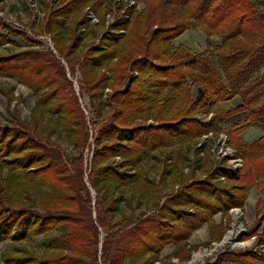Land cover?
<instances>
[{
	"label": "trees",
	"instance_id": "obj_1",
	"mask_svg": "<svg viewBox=\"0 0 264 264\" xmlns=\"http://www.w3.org/2000/svg\"><path fill=\"white\" fill-rule=\"evenodd\" d=\"M132 1H44L31 33L49 36L52 50L0 18L1 31L35 47L0 53V76L36 98L28 120L13 109L0 124V242H11L0 264H184L223 238L229 210L242 211L251 188L264 189V16L254 12L264 0ZM193 28L206 37L204 52L173 44ZM212 37L221 39L216 65ZM236 97V108L194 118ZM224 118L234 120L225 132L233 155L217 163L202 139L218 137ZM253 125L262 135L247 144L239 135ZM230 159L241 160L235 174ZM255 207L264 222V202ZM204 226L209 241L191 245ZM37 236L41 254L28 245ZM253 236L264 240V226L241 239ZM210 264L264 258L226 251Z\"/></svg>",
	"mask_w": 264,
	"mask_h": 264
},
{
	"label": "rangeland",
	"instance_id": "obj_2",
	"mask_svg": "<svg viewBox=\"0 0 264 264\" xmlns=\"http://www.w3.org/2000/svg\"><path fill=\"white\" fill-rule=\"evenodd\" d=\"M44 1L46 2L47 0H3L2 2H0V18H2L8 24H11L17 30L19 29L28 32L31 37H34L35 39L41 41L44 44L45 48H50L52 50V42L50 41L49 36L47 35L34 36L31 33V29L35 25V22L37 21L38 17H41L43 15ZM112 1L122 2L127 5L133 4L132 0H112ZM24 4H27L29 6L30 8L29 12L25 10ZM141 8L142 5L139 4L137 6V9L140 10ZM254 12L257 15L264 16V7H259L258 5L254 4ZM92 17L90 18L91 21L95 22L94 21L95 19ZM0 32L5 33L1 30ZM7 38L9 40V43L0 46L1 54H15V53L25 52L31 49H35V47L30 45V43L23 40L19 36L8 33ZM211 41H212V48L209 50L208 56L211 59V61L216 65L217 62L216 53H217V49L220 47L221 39L219 37H212ZM173 44L175 46L181 44L191 49L195 53H201L206 50V37L201 31L197 30L196 28H193L192 30L185 32L179 38L175 39L173 41ZM68 76L73 82L74 91L78 93L80 75L77 72H75L73 75L68 74ZM109 92L110 90L105 91V93H109ZM11 95H13L14 100L9 102ZM239 104H240V99L236 97L235 99L229 102H223L218 104L212 109V112L208 113L207 115L202 113H197L194 115L195 116L194 118L203 122L210 121L213 119L214 114L226 113L227 111L236 108ZM35 107H36V98L32 95L30 90L25 88L23 85L19 84L15 79L0 76V124L1 125L9 124L10 121L9 112H11L13 109H16L18 111V114L22 119L28 120L31 110H34ZM90 115L92 117V112H90ZM233 121L234 120L232 119L224 118L223 123L220 124L221 133L220 135H218V137H213L211 133H209L207 136L203 137L202 139L204 141V140H208L207 138H209V144L212 146L213 157H215L217 163H219L220 154L221 155H223L224 153L233 154V151L228 149L229 147L226 148L227 137L225 135V132L231 128V123ZM153 124L156 125V123H154L152 119L147 121V125H153ZM241 124L245 125L247 123L242 121ZM261 135H262L261 126L253 125L245 129L239 135V137L243 142L247 144H251L254 143ZM63 136H64L63 133L59 129L57 130L56 135H54L56 140L59 143H61L65 155L67 157H70L72 154V150L70 147H67L63 142L62 140ZM223 137H225V139H223ZM88 146H89V150L88 151L86 150L85 152L91 158L92 155L91 151L93 150L94 147L91 142V139L89 140ZM228 164H231V162ZM156 171H157L156 169H153L151 175L156 174ZM262 182H264V180H262ZM249 192L251 194L250 193L248 194V198L246 200L244 209L242 211L241 210L239 211L242 213L240 219H237L235 217L233 218L231 216V222L228 224V230L232 229L234 224H238L237 228L235 229L237 230L236 232L238 235H234L232 238L240 237V235H242L245 232V230L252 229L258 224L260 226H264V222L259 221L262 214L258 215L257 209L255 207L257 200H261L262 202H264V189H258L256 187H253L250 189ZM92 195L94 196V192H92ZM214 218L216 222L225 220V216H221V214L216 215ZM261 230L262 229L259 228L258 233H260ZM189 240L191 245L208 242L209 241L208 227L207 226L202 227L200 230L195 232ZM10 245L11 242L8 240L0 242V255L5 250L9 249ZM28 245L38 254H41L43 251L41 236H37L29 239ZM224 246L222 247L230 248L232 247V244L231 242H229L226 243ZM209 249L210 248H206V247L198 248L196 251L192 252L190 259L184 262V264H202L203 262L209 261V259L212 258V254L207 255V253H209ZM171 251H172V246H169L165 249L163 254L165 255L167 253H170ZM172 263L177 264V260L173 259Z\"/></svg>",
	"mask_w": 264,
	"mask_h": 264
},
{
	"label": "built area",
	"instance_id": "obj_3",
	"mask_svg": "<svg viewBox=\"0 0 264 264\" xmlns=\"http://www.w3.org/2000/svg\"><path fill=\"white\" fill-rule=\"evenodd\" d=\"M91 17L92 16H89V18H91ZM52 49H53V47H52ZM106 91H108V90H106ZM223 139H225V137H223ZM226 148H228L227 145H226ZM229 150H231V149H229ZM232 155L233 154H231V153H229V154L224 153L223 155L220 154L219 157H221V156H230L231 157ZM230 162H231V164H229V167L235 174L236 171L238 170V168L241 167V165H242L241 160L240 159H230L228 161V163H230ZM239 211H240V209H238V208H233V209L229 210L230 218L232 216L233 218L235 217L237 219H240V216L242 215V213ZM237 226H238V224H234L232 229L226 231L227 235L225 233V235L223 236V238L219 242H213V243H211V245L209 247H207V248H210L209 253H207V255L212 254V258H210L209 261H207V262H203L202 264H210L216 259V257L219 254L226 252V251L231 252V251H235V250L236 251H251L254 254H256L257 256L264 258V240H262L259 244H255V240H256L255 236H253L249 239H244V240L241 239L242 235H244L247 232V230H245V232L242 235H240V237L232 238L234 235H238L236 232L237 230H235L237 228ZM230 231H234V233L231 236H228V233ZM227 236H228V238H226ZM229 242H231L232 247L224 248V247H226L224 245L226 243H229ZM222 246H224V247H222Z\"/></svg>",
	"mask_w": 264,
	"mask_h": 264
},
{
	"label": "bare ground",
	"instance_id": "obj_4",
	"mask_svg": "<svg viewBox=\"0 0 264 264\" xmlns=\"http://www.w3.org/2000/svg\"><path fill=\"white\" fill-rule=\"evenodd\" d=\"M234 233V231H230L228 236H231ZM228 236L226 238H228Z\"/></svg>",
	"mask_w": 264,
	"mask_h": 264
},
{
	"label": "crops",
	"instance_id": "obj_5",
	"mask_svg": "<svg viewBox=\"0 0 264 264\" xmlns=\"http://www.w3.org/2000/svg\"><path fill=\"white\" fill-rule=\"evenodd\" d=\"M250 193V192H249ZM251 194V193H250ZM189 243H190V240H189Z\"/></svg>",
	"mask_w": 264,
	"mask_h": 264
}]
</instances>
